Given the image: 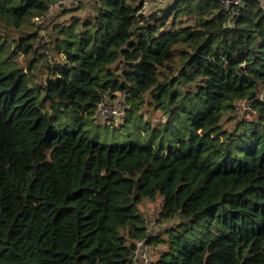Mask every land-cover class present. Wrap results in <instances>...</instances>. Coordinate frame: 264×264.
Returning a JSON list of instances; mask_svg holds the SVG:
<instances>
[{"label": "trees", "instance_id": "1", "mask_svg": "<svg viewBox=\"0 0 264 264\" xmlns=\"http://www.w3.org/2000/svg\"><path fill=\"white\" fill-rule=\"evenodd\" d=\"M159 1L96 0L45 36L35 18L60 0H0V264H136L153 223L152 264H264V0L232 18ZM116 93L124 130L146 104L166 120L94 139Z\"/></svg>", "mask_w": 264, "mask_h": 264}, {"label": "rangeland", "instance_id": "2", "mask_svg": "<svg viewBox=\"0 0 264 264\" xmlns=\"http://www.w3.org/2000/svg\"><path fill=\"white\" fill-rule=\"evenodd\" d=\"M61 1V0H60ZM96 0H66L65 3L57 5L54 4L51 6L49 14L46 16H42L39 18H35V21L39 24H43V29L40 31L41 35H47V30L49 31L54 22H57L61 19H66L70 15H76L83 19L90 18L93 16L92 6L96 3ZM168 2H162L159 0H150V2L146 5L145 11H151V10H160L164 8L167 5ZM64 9H68L66 11L67 14L63 13ZM161 12V11H160ZM48 27V28H47ZM48 39V38H47ZM53 60H54V56ZM23 61V58L20 59ZM58 60V59H57ZM125 95L122 93H116L113 95V97H109V101L106 104H109L114 107H121L126 109V111L129 109V104L125 102ZM147 105V104H146ZM142 108L141 112L137 113L135 122L131 123L126 130L123 129L122 124L124 121V118L127 116V113L125 111L124 118L112 120L110 118L105 119V121H101L99 123H102V125H96V124H89L88 128L90 131L91 136L100 141V142H107V143H114L115 141H124L126 139H129L132 137L130 134H136V135H148L151 136L150 130H147V122L150 123V128L158 127L161 122H164L165 116L158 111L153 109V106H146ZM245 104L238 106L236 108L235 116L238 120L240 119H251L255 115L256 111L251 110L250 107H245ZM236 119V120H237ZM107 125V126H104ZM233 122L228 121L225 122L226 128H232ZM169 134V135H168ZM166 137H172V133H165ZM162 199L161 197H157L154 200H146L144 201L140 206L139 210L143 214H151L154 210H158L161 205ZM154 224V223H153ZM152 224V226H153ZM158 229V226H156ZM153 228H155L153 226ZM156 229V228H155ZM165 238V237H164ZM164 244L161 243V247H163Z\"/></svg>", "mask_w": 264, "mask_h": 264}, {"label": "built area", "instance_id": "3", "mask_svg": "<svg viewBox=\"0 0 264 264\" xmlns=\"http://www.w3.org/2000/svg\"><path fill=\"white\" fill-rule=\"evenodd\" d=\"M225 10L229 13L230 18L234 15V8L235 6L241 5L245 0H220ZM66 0H62L57 3V5L65 3ZM264 93V92H263ZM108 103V102H106ZM102 103L99 105L97 110V116L101 119H108V118H122L124 116L125 110L121 107H114L112 105L109 106V104ZM245 104L244 106L250 107V105L247 104L244 100H239L236 102V105L241 106ZM251 109V107H250ZM155 228H153L152 225L147 226V236L144 239L138 240L136 242V251H135V260L136 264H152V255H151V247L148 243V234H154Z\"/></svg>", "mask_w": 264, "mask_h": 264}]
</instances>
